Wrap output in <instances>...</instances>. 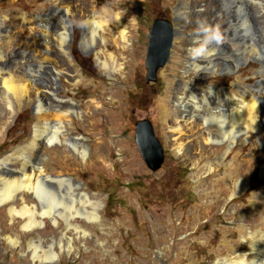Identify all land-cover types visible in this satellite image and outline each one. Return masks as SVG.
Masks as SVG:
<instances>
[{
	"label": "rangeland",
	"instance_id": "obj_1",
	"mask_svg": "<svg viewBox=\"0 0 264 264\" xmlns=\"http://www.w3.org/2000/svg\"><path fill=\"white\" fill-rule=\"evenodd\" d=\"M227 1L194 4L207 8V20L219 27L225 42L226 25L230 19L239 20L233 13H224L236 5L234 0ZM185 2H62L74 11L72 17L104 15L108 19L104 42L96 38L83 45L81 38L87 28L74 19L67 30L69 59L55 49L48 55L51 61L65 57L64 65H72V74L78 78L70 91L60 87L56 91L78 106V114L70 113L66 121L86 154L80 157L67 143L55 141L48 146L39 141L43 174L70 178L71 185L47 182L42 198L22 190L24 197H13V212L9 202L0 201V264H264V256L251 245L255 232L264 233V100L257 103L260 128L247 129L232 146L204 142L200 116L194 119L199 126L185 123L175 104L180 96L186 99L190 89L207 92L212 86L237 92L246 86L264 88V47L260 45L262 57L241 60L235 69L223 68L220 56L215 57L212 70L190 67L188 63L201 64L203 60L190 54L189 42L183 41L184 30L194 24L186 14ZM243 4L242 14L248 13L250 18V9L254 13L262 7L258 0H244ZM59 5L55 0H0V20L5 26L19 23L21 14L31 18L25 24L33 27L30 33L12 27L11 37L0 39V48L6 61L17 67L14 76L25 80L32 95L37 87H32L26 73L32 74L37 84L45 78L37 61L43 55L32 44L40 29L35 22L51 19L57 23L63 9ZM218 8L223 12L219 18L212 13ZM116 16L126 26L125 41L116 32ZM157 17L166 25L170 23L176 34L169 60L158 69L156 80L147 83L144 62L149 29ZM251 19L254 39L264 42V23ZM98 51L114 54L122 64L120 72L103 68L95 57ZM22 54L30 58L25 66L16 59ZM33 115V105L22 99L0 136V158L28 142ZM140 119L151 121L163 147L164 160L154 172L135 142V123ZM208 127L217 132L215 123ZM178 142L183 148H178ZM3 168L14 171L11 163ZM233 175L245 182L238 192ZM77 192H85L89 202L82 204ZM74 199L76 207L83 205L87 211L97 207V220L70 211Z\"/></svg>",
	"mask_w": 264,
	"mask_h": 264
},
{
	"label": "bare ground",
	"instance_id": "obj_2",
	"mask_svg": "<svg viewBox=\"0 0 264 264\" xmlns=\"http://www.w3.org/2000/svg\"><path fill=\"white\" fill-rule=\"evenodd\" d=\"M55 1H57L58 4L61 3V6H59L63 8L59 11V17L56 19L57 23L51 22V19H40L39 22H35L40 29L39 33L37 35L34 34L32 37V44L38 46L39 52L43 55V57L37 61L38 66L44 69L43 74L45 78H42L41 82L37 84L35 81L36 78L34 79L32 74L26 73L29 81L33 83L32 87L34 88V85L37 87L33 95L28 91L25 80L14 76V68L17 67L6 61V55L0 48V136L3 134L8 119L20 106L22 99L25 98L34 108L33 130L28 142L19 145L12 153L6 154L0 158V201L9 202V209L11 212L15 211L12 203L13 197H24L20 193L22 190L31 192L37 198L45 197V185L48 184L47 181L52 177L43 174V165L39 158L40 146L42 144H40V140L43 141V144L48 146L55 141L67 143L80 157H85L86 154V149L80 143V138L75 136L72 132H69L67 127L68 122L66 118L70 113L78 114V106L72 98L66 99L60 96L56 91V87H60L65 91H70L71 86L76 85L78 82V78L72 74L73 66L70 65V67H66L64 65L65 59H69L66 50V39L68 36V25L71 21L74 19L81 21L82 25L87 28V33L82 36L81 43L83 45H89L94 43L96 38L101 42L107 39L105 29L108 26V19L105 18L104 15L99 18H88L85 15H81L80 18L76 16L72 17L74 11L70 10L68 6H62L64 0ZM201 1L202 0H186L184 4V7L188 9L186 14L194 21L193 28L184 30L185 38L183 41L189 42L190 47L188 51L190 54H193V49L199 47L203 40L200 26L204 24L212 26L207 20V8L203 9V7L194 5ZM225 1L227 4L228 1ZM234 1L236 3L234 10H226L224 13H233L236 17H239V20L234 22L233 19H230L226 25L224 34L226 35L227 42H225L223 38V41L219 44L214 42L210 44L207 53L200 56L203 62L201 64L195 62L188 63L190 67L205 72L210 69L212 70L217 61L215 57L220 56L224 63L223 67L227 70H231L235 69L241 60H247V58L253 56L262 57L263 54L260 51V45L264 47V42H259V40L254 39L251 18H254L257 24L264 23V0H258V2L262 3L261 10L258 12L253 13L249 8L250 14L253 15L251 18L248 17V13L242 14V12H244L242 7L244 0ZM212 13L218 16V18L223 14L222 10L219 8L215 9ZM75 15L78 14L75 13ZM28 22H31V18L24 14L19 16V23L15 24L12 22L13 25L11 26H5L6 23L4 25V22L0 20V39L4 40V38H10L12 27L17 29L22 27L23 31L30 33L33 27L26 26L25 24ZM115 28L118 37L122 39V41H125L127 37L126 26L118 16H116ZM52 49L57 50L58 53H63L67 58L64 57V59L57 56L56 59L51 61L48 55ZM235 51H239V53H235ZM95 57L103 68L105 67L106 69L120 72L122 64L116 62L114 54L108 52L104 55V52L98 51L95 53ZM16 59H18V62L23 66L30 62V58L23 54L16 57ZM187 87L191 88L190 85H187ZM246 87H249V91L246 90ZM246 87L238 88V90L236 89L235 91L237 92L212 86L207 92H195L193 89H190L188 97L186 99L182 96L178 97L175 104L181 109V117L185 123L195 125L196 122L194 119L197 115L200 116V129L205 131L204 136H202L204 142L215 144L227 143L229 146H232L243 134L247 133V129L250 128L255 130L256 127H259L257 103L258 101L261 102L260 100H264V88L261 87L258 90L257 87L254 88L253 86ZM39 89H41L42 92H39ZM220 92H222V96ZM52 114L54 118H49ZM209 123H215L217 127L216 133L210 131L208 127ZM199 124L196 123L198 126ZM177 130L181 131L180 128ZM178 148H183L182 142H178ZM8 163L14 165V171L13 169L12 171H7L3 168V165H7ZM208 168L209 171H212L210 165ZM233 178H236V176L233 175ZM236 179L237 181L233 179L232 182L235 183L238 192L244 187L245 182L238 180V178ZM54 180L59 183L67 181L71 185L70 178L57 177ZM77 194L82 204L88 201V195L85 192H77ZM63 207L61 208L63 209ZM24 208H26V206H24L23 209ZM68 209L75 213L80 211L81 216L83 214L89 220H97L98 218L97 207H93L90 211H87L83 205H81V207H76L75 199L71 202ZM72 214L73 212L70 215L72 216ZM64 215L66 214L64 213ZM252 237L251 245L254 251L264 256V233L262 231H257Z\"/></svg>",
	"mask_w": 264,
	"mask_h": 264
},
{
	"label": "water",
	"instance_id": "obj_3",
	"mask_svg": "<svg viewBox=\"0 0 264 264\" xmlns=\"http://www.w3.org/2000/svg\"><path fill=\"white\" fill-rule=\"evenodd\" d=\"M157 17L149 29V39L145 57V81L153 82L157 78V71L169 60L170 48L176 30L167 21ZM135 142L140 155L151 171H156L164 160L163 147L155 135L154 127L149 119H140L135 123ZM57 177L49 179L48 183L56 182Z\"/></svg>",
	"mask_w": 264,
	"mask_h": 264
},
{
	"label": "clouds",
	"instance_id": "obj_4",
	"mask_svg": "<svg viewBox=\"0 0 264 264\" xmlns=\"http://www.w3.org/2000/svg\"><path fill=\"white\" fill-rule=\"evenodd\" d=\"M200 29L203 36V40L200 43L199 47L193 49V54L196 56L206 54L208 51V46L213 42L219 44L223 41V36L218 26L204 24L200 26Z\"/></svg>",
	"mask_w": 264,
	"mask_h": 264
},
{
	"label": "flooded vegetation",
	"instance_id": "obj_5",
	"mask_svg": "<svg viewBox=\"0 0 264 264\" xmlns=\"http://www.w3.org/2000/svg\"><path fill=\"white\" fill-rule=\"evenodd\" d=\"M241 63V61L238 63V64H240ZM224 68V67H223Z\"/></svg>",
	"mask_w": 264,
	"mask_h": 264
}]
</instances>
